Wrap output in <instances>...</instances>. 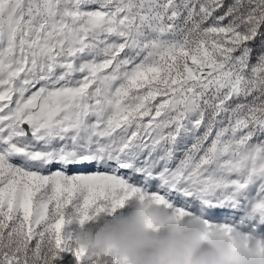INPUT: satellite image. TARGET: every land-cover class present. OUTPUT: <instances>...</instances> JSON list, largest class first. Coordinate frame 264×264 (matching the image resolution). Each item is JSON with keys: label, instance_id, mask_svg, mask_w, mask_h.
I'll return each instance as SVG.
<instances>
[{"label": "snow or ice", "instance_id": "1", "mask_svg": "<svg viewBox=\"0 0 264 264\" xmlns=\"http://www.w3.org/2000/svg\"><path fill=\"white\" fill-rule=\"evenodd\" d=\"M146 195L264 227V0H0V264Z\"/></svg>", "mask_w": 264, "mask_h": 264}, {"label": "clouds", "instance_id": "2", "mask_svg": "<svg viewBox=\"0 0 264 264\" xmlns=\"http://www.w3.org/2000/svg\"><path fill=\"white\" fill-rule=\"evenodd\" d=\"M76 244L103 264H264V237L209 227L202 212L182 216L147 195L127 215L78 231Z\"/></svg>", "mask_w": 264, "mask_h": 264}, {"label": "rangeland", "instance_id": "3", "mask_svg": "<svg viewBox=\"0 0 264 264\" xmlns=\"http://www.w3.org/2000/svg\"><path fill=\"white\" fill-rule=\"evenodd\" d=\"M71 171H76V170L73 169ZM147 191L150 193L151 189H148ZM136 199H137L136 196H133V197L129 198L121 208H119V209L115 210L114 212H112L111 215H109L107 212H101V213L97 214L95 216V218L90 220L89 222H87L82 227V229H81V227L77 226L76 224H71V225L68 226L69 230L73 231L74 233H77L80 230L91 231V230H94L97 227L98 223H103V221L105 219H115L117 217L127 215L129 213V211H130V205L134 204ZM162 207H164V206H162ZM168 210L172 211L173 209L171 207H168ZM72 211L73 210H72L71 207L66 209V212L69 215L72 214ZM221 222L222 221H220V220H215V221H212L211 223L220 224ZM236 228H238L240 231L245 232V233L250 232L243 226H237ZM255 234L260 236V237H264V227H262L258 232H255ZM204 247L206 248L207 246L205 245Z\"/></svg>", "mask_w": 264, "mask_h": 264}]
</instances>
